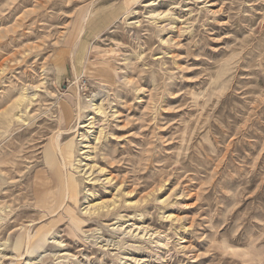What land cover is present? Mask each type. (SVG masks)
<instances>
[{"label": "rangeland", "instance_id": "obj_1", "mask_svg": "<svg viewBox=\"0 0 264 264\" xmlns=\"http://www.w3.org/2000/svg\"><path fill=\"white\" fill-rule=\"evenodd\" d=\"M0 264H264V0H0Z\"/></svg>", "mask_w": 264, "mask_h": 264}, {"label": "bare ground", "instance_id": "obj_2", "mask_svg": "<svg viewBox=\"0 0 264 264\" xmlns=\"http://www.w3.org/2000/svg\"><path fill=\"white\" fill-rule=\"evenodd\" d=\"M79 113H80V111H79ZM59 139V138H58ZM61 142L60 141H57V145H58V152H59V154H60V156H61V159H62V162H63V165L66 167V165H67V160L69 159V158H71L72 157V153H73V146L71 145L69 148L67 147V148H64V147H62V145L60 144ZM49 162L51 161V160H48ZM67 178H66V182H65V186H66V190H67V193H68V198H76V197H78V184H77V182L75 181V179L74 178H70L69 176H66ZM46 183L45 182H43V181H39L38 183H37V188L38 189H36L37 190V192H40V190H41V187L43 186V185H45ZM73 201H75V200H73ZM91 205H93V206H96L95 204H91ZM94 208H96V207H94ZM93 210V209H92ZM31 237H32V235L31 234H29L28 235V240H29V243H28V248L30 247L29 245L31 244ZM43 239H45L46 240V238H41V240H43ZM28 242V241H27Z\"/></svg>", "mask_w": 264, "mask_h": 264}]
</instances>
